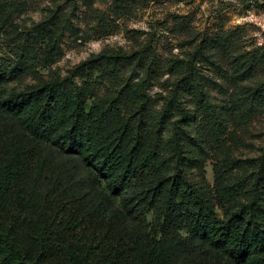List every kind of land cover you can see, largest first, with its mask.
<instances>
[{"label":"trees","instance_id":"obj_1","mask_svg":"<svg viewBox=\"0 0 264 264\" xmlns=\"http://www.w3.org/2000/svg\"><path fill=\"white\" fill-rule=\"evenodd\" d=\"M15 61L0 63V264H264V152L250 163L249 185L216 163L213 186L203 176L195 186L183 175L187 114L176 89L148 126L161 132L168 112L179 113L167 172L141 133L143 104L131 123L104 97L87 102L75 78L90 77L95 60L6 93L8 82L41 64ZM197 95L210 109L209 138L221 147L222 115ZM250 96L264 100L259 89Z\"/></svg>","mask_w":264,"mask_h":264},{"label":"rangeland","instance_id":"obj_2","mask_svg":"<svg viewBox=\"0 0 264 264\" xmlns=\"http://www.w3.org/2000/svg\"><path fill=\"white\" fill-rule=\"evenodd\" d=\"M262 5L264 0H0V63L14 65L21 56L41 63L8 82L5 92L65 77L81 62L95 60L90 77L75 78L87 102L104 97L131 123L143 104L147 130L141 133L170 172L167 141L179 113L168 112L161 132L148 126L166 101H174L176 89L187 114L181 124L183 175L195 186L203 185V176L211 188L217 163L249 185L250 163L264 152V100L250 96L255 89L264 92ZM197 91L213 115H222L221 147L209 138L210 109ZM113 204L118 207L119 200Z\"/></svg>","mask_w":264,"mask_h":264}]
</instances>
